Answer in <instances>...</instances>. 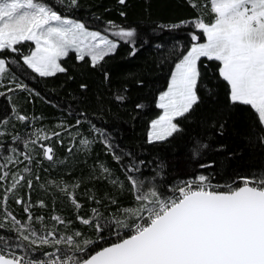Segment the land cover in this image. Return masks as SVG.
<instances>
[{
  "label": "trees",
  "instance_id": "trees-1",
  "mask_svg": "<svg viewBox=\"0 0 264 264\" xmlns=\"http://www.w3.org/2000/svg\"><path fill=\"white\" fill-rule=\"evenodd\" d=\"M41 2L62 16L85 24L88 30L108 36L118 42V47L95 68L88 57L78 60L75 52H69L59 60L66 71L49 77H40L23 64L21 53H30V42L16 45L20 53L6 50L0 54L11 62L8 78L0 80V91L6 93L0 96V121H8L0 124V132L4 133L0 136V218L7 211L26 222L25 207L31 205V226L38 233L47 235L55 229L53 234L59 238L79 231L82 236L77 239L95 240L97 221L93 220L89 227L77 217L92 219V210L97 209V219L107 226L103 232L105 240L92 244L91 254L118 239L116 226L108 223V218L120 215L121 209L136 207L129 175L144 180L145 190L155 186L167 197L173 194L172 188L200 175L208 177L213 185L237 187L242 184L241 178L264 172V143L260 142L264 127L250 107L229 103L227 85L219 77V62L205 57L198 62L200 100L186 118L174 120L181 131L165 141L148 143L151 122L161 115L156 106L158 97L168 86L178 55L191 47L190 33L200 37L197 43L205 41L194 24L167 26L198 18L211 23L214 14L209 0H126L123 5L119 0H78L75 8L68 7L67 0ZM109 22L116 27L112 28ZM120 28L136 30L135 55H131L129 43L112 35ZM17 83L24 87L7 92ZM117 96L124 100L118 101ZM13 108L28 119L20 122ZM36 132L49 139L38 140L26 149L24 141L35 139ZM56 132L60 135H53ZM17 136L20 139L14 142ZM81 140L90 143L84 146ZM196 141L207 148L193 158L191 147ZM46 147L53 149V160L45 157ZM9 156L17 162L9 163ZM129 166H137L140 171L130 174L126 171ZM14 176L20 183L7 193L5 201V190L11 187ZM64 186L81 205L79 210L61 191ZM53 216L64 223L52 220ZM120 233L130 234L126 229H120ZM0 235L14 237L15 233L0 229ZM52 251L56 248L42 247L29 258L34 255L42 259L44 252ZM16 254L25 253L17 249Z\"/></svg>",
  "mask_w": 264,
  "mask_h": 264
},
{
  "label": "snow or ice",
  "instance_id": "snow-or-ice-1",
  "mask_svg": "<svg viewBox=\"0 0 264 264\" xmlns=\"http://www.w3.org/2000/svg\"><path fill=\"white\" fill-rule=\"evenodd\" d=\"M125 2L119 0L122 5ZM209 2L210 11L214 14L211 23L198 18L167 26L178 28L194 24L203 33L206 42L197 43L200 37L190 33L193 43L186 52L178 55L167 90L158 98L156 106L163 109V114L151 122L148 143L165 141L181 131L173 121L186 118L198 104L200 97L197 90L201 77L198 62L202 57L219 62V77L227 85L229 103L250 107L264 127V0ZM67 4L75 8L78 0H67ZM192 6L196 7L194 3ZM112 35L129 43L133 49L131 55H135V29L120 28ZM25 42H31L35 47L28 55L21 53L23 64L40 77L65 72L66 69L58 61L68 56L69 52H75L78 60L89 57L91 66L95 68L118 47V42L100 32L88 30L83 23L62 16L41 0H0V54L6 50L20 53L16 45ZM10 63L0 56V80L8 78ZM105 78H108L107 73ZM0 87L3 85L0 84ZM23 87L17 83L7 92ZM81 87L86 88V85ZM4 95L6 93L0 91V96ZM116 99L123 101L124 97L117 96ZM13 113L20 122L28 119L17 113L15 108ZM7 123V120L0 121V124ZM2 135L4 133L0 132ZM33 135L35 139L24 141L26 149L38 140L49 139L39 132ZM53 135L59 136L60 133ZM19 139L14 137V142ZM260 142L264 143V137ZM80 143L87 146L90 142L81 140ZM107 147L111 148V145ZM205 148L206 144L194 142L191 147L193 158ZM11 152L16 154L17 150L12 148ZM52 152L51 147L44 148L48 160H53ZM115 158L119 160V157ZM25 159L31 160V157L25 155ZM7 160L9 163L17 162L11 156ZM139 163L143 164V161ZM103 171L111 175L107 168ZM126 171L131 174L140 169L129 166ZM241 179L242 184L233 187L213 185L208 177L200 175L172 188L173 194L165 197L155 186L145 190L144 180L129 175L136 207L121 209L120 215L108 218V223L116 226L118 239L91 254L90 246L105 240L103 232L107 226L97 219L100 217L97 209L92 210V219L77 217L89 227L93 226V220L97 221L94 225L96 239L84 238L82 241L77 239L82 236L79 231L59 238L53 234L55 229L48 231L47 235L38 233L31 226V205L25 207L28 219L23 223L5 211L0 218V229L13 232L15 236L0 235V264H264V172ZM19 183L14 176L11 187L5 190V201L7 193ZM28 187H32L30 180ZM224 187L228 190H217ZM61 191L79 210L81 205L67 186L61 187ZM16 202L22 203L20 200ZM112 203L116 201L112 200ZM37 219L42 221L43 217ZM52 220L64 223L58 216H53ZM120 229H126L130 234L121 236ZM65 244L66 247L62 248ZM42 247L56 248V251L44 252L42 259L34 255L29 258ZM17 249L25 254L17 255Z\"/></svg>",
  "mask_w": 264,
  "mask_h": 264
},
{
  "label": "rangeland",
  "instance_id": "rangeland-1",
  "mask_svg": "<svg viewBox=\"0 0 264 264\" xmlns=\"http://www.w3.org/2000/svg\"><path fill=\"white\" fill-rule=\"evenodd\" d=\"M90 31H93V30H90ZM204 42H206V38H205V41ZM203 42V43H204ZM31 43V42H30ZM34 47H35V45L33 44V49H34ZM30 54V53H29ZM89 58V57H88ZM90 59V58H89ZM59 62V61H58ZM168 87V86H167ZM166 90H167V88H166ZM165 90V91H166ZM160 96V95H159ZM159 98V97H158ZM158 102V101H157ZM163 114V109H161V115ZM174 122V121H173Z\"/></svg>",
  "mask_w": 264,
  "mask_h": 264
}]
</instances>
